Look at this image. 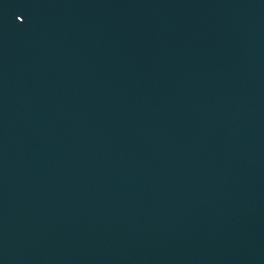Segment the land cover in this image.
Listing matches in <instances>:
<instances>
[{
  "label": "water",
  "instance_id": "1",
  "mask_svg": "<svg viewBox=\"0 0 264 264\" xmlns=\"http://www.w3.org/2000/svg\"><path fill=\"white\" fill-rule=\"evenodd\" d=\"M264 217V0H0V264H184Z\"/></svg>",
  "mask_w": 264,
  "mask_h": 264
}]
</instances>
